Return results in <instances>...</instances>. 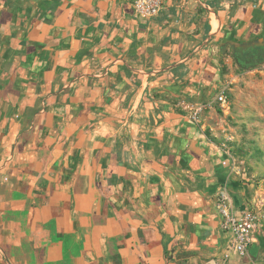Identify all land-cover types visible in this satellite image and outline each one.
<instances>
[{
  "label": "crops",
  "instance_id": "crops-1",
  "mask_svg": "<svg viewBox=\"0 0 264 264\" xmlns=\"http://www.w3.org/2000/svg\"><path fill=\"white\" fill-rule=\"evenodd\" d=\"M136 1L0 0V264H244L194 114L264 0Z\"/></svg>",
  "mask_w": 264,
  "mask_h": 264
},
{
  "label": "rangeland",
  "instance_id": "rangeland-1",
  "mask_svg": "<svg viewBox=\"0 0 264 264\" xmlns=\"http://www.w3.org/2000/svg\"><path fill=\"white\" fill-rule=\"evenodd\" d=\"M233 52L227 51L230 64L223 69L230 75L225 83L227 103L215 101L200 113L209 136L233 157V177L225 186L234 209L257 216L252 244L245 256H239L241 263L264 264V63L244 68Z\"/></svg>",
  "mask_w": 264,
  "mask_h": 264
},
{
  "label": "built area",
  "instance_id": "built-area-1",
  "mask_svg": "<svg viewBox=\"0 0 264 264\" xmlns=\"http://www.w3.org/2000/svg\"><path fill=\"white\" fill-rule=\"evenodd\" d=\"M161 6V0H137L136 11L141 15L157 14ZM264 68V66H263ZM221 105L227 103L225 89L215 99ZM202 108L194 114V118L199 117ZM220 212L222 216V228L233 236L232 249L239 255L245 256L249 252L253 241V232L256 229L257 216L251 212L239 213L234 209L226 186L220 194ZM229 255H226L228 257Z\"/></svg>",
  "mask_w": 264,
  "mask_h": 264
},
{
  "label": "flooded vegetation",
  "instance_id": "flooded-vegetation-1",
  "mask_svg": "<svg viewBox=\"0 0 264 264\" xmlns=\"http://www.w3.org/2000/svg\"><path fill=\"white\" fill-rule=\"evenodd\" d=\"M236 52H238V55L242 59V61L249 63V65L251 66L259 64L264 59V46L258 47L252 53L242 52L240 50ZM233 54H235V51L233 52Z\"/></svg>",
  "mask_w": 264,
  "mask_h": 264
},
{
  "label": "water",
  "instance_id": "water-1",
  "mask_svg": "<svg viewBox=\"0 0 264 264\" xmlns=\"http://www.w3.org/2000/svg\"><path fill=\"white\" fill-rule=\"evenodd\" d=\"M262 46H264V42H254V43H251V44H245V45H241V46H238V47L234 46V51H235L234 57L238 61L239 65H241L244 68H249V67H251V65H249V63H247V62L242 61V59L238 55V52H236V51L240 50L242 52L252 53L258 47H262ZM260 63H264V59Z\"/></svg>",
  "mask_w": 264,
  "mask_h": 264
}]
</instances>
